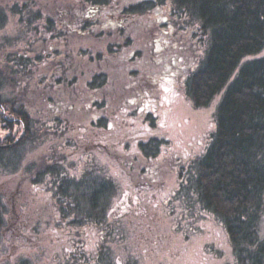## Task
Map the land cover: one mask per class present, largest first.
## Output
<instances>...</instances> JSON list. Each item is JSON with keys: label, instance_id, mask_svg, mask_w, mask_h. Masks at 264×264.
I'll return each instance as SVG.
<instances>
[{"label": "trees", "instance_id": "obj_1", "mask_svg": "<svg viewBox=\"0 0 264 264\" xmlns=\"http://www.w3.org/2000/svg\"><path fill=\"white\" fill-rule=\"evenodd\" d=\"M41 3L49 4L46 12ZM15 6L38 10L27 22L44 24L26 40L29 46L41 38L42 50L31 55L30 48L7 47L11 41L0 49V168L45 197L44 227L69 238L62 261L118 264L109 242L123 238L122 221L142 225L128 216L145 209V192L169 170L163 140L124 139L128 124L119 109L144 104L149 89L141 83L157 88L166 81L194 109L218 103L201 153L189 160L170 154L178 184L161 206L177 232L194 231L185 225L188 207L212 216L227 235L233 264H264V0H18ZM147 62L159 74L143 82ZM134 96L142 100L127 105ZM74 139L85 149L101 139L113 152L137 151L120 164L143 185L129 193L134 202L128 195L116 203L119 184L90 163L86 150L79 149L80 162L68 161L69 150L78 153ZM27 148L38 155L23 165ZM174 201L183 214L173 216ZM9 214L0 197V233ZM89 230L101 245L92 254L72 239ZM10 264L32 263L21 256Z\"/></svg>", "mask_w": 264, "mask_h": 264}, {"label": "rangeland", "instance_id": "obj_2", "mask_svg": "<svg viewBox=\"0 0 264 264\" xmlns=\"http://www.w3.org/2000/svg\"><path fill=\"white\" fill-rule=\"evenodd\" d=\"M9 1L0 0V49L2 46L4 47L7 41H11L10 44H7V47L21 45L27 49L30 48L31 55L40 54L42 46L38 42H41L42 39L38 38L37 41H34L29 46L26 40V38L34 36L37 26L44 24V21H38L33 24H28L27 22L37 9L28 10V12L22 6L16 8L15 2H18V0H11L15 1L13 3ZM41 4L44 11L49 8L48 3ZM40 35H43L42 31ZM157 44H160V41ZM6 49V47L3 48V50ZM263 55L264 51L261 56ZM143 65H145L141 67L145 68L143 70V73L145 72L143 82L159 74L158 71H154V66L149 62ZM141 89H149V100L144 104L145 112L155 111V106L162 108V105H166L168 108L166 115L158 113L159 129L157 128V130L160 132L158 134L160 137L154 136L164 141H162L161 153L163 164L169 170L167 173L168 178H165L162 184L159 183L151 187V189H147L145 192L146 200L143 201L145 209L140 214H130L128 216V218H133L134 216L139 218L142 221V225L131 228L133 222L126 221L128 224L126 225L122 221L123 226L127 229H120L118 234L123 238L109 242V248L113 252L115 260L118 264H233L232 250L227 235L216 219L192 207H188L190 210L186 214L184 212L180 213L181 209L177 205V201H174L177 208L173 211V216L184 213L185 225L188 226L190 224L194 228V231L184 229L181 232H177L174 228L175 221L167 216L166 210L161 206V202L169 197V192H173L176 189L175 185L178 184L174 175H171L173 163L169 160L170 154L177 153L173 155L189 160L193 155L201 153L205 146V136L213 128V115L218 98L208 108L197 110L191 106L177 88L166 81L161 82L157 88L147 87V83H141ZM6 97L8 98L9 96L6 95ZM141 100V96L130 97L127 105H135ZM151 104L152 106H149ZM32 114L39 123L43 122L42 117L37 112H32ZM132 121V125L127 122L128 126L124 128L126 135L123 136L126 141L134 142L137 140L138 135L144 136L142 139H148V137L153 139L151 133L156 134L154 130L147 128L140 120L134 119ZM151 129L154 128L152 127ZM128 133L135 134L129 135ZM132 136L137 138L132 140ZM74 141L78 153L75 154V152L69 150L67 152L68 161L71 163L80 162L79 149L82 151L86 150V154L92 157L90 163L119 184L116 203H120L122 199L126 200L130 192H136L135 190L142 191L143 185H139V177L135 176L128 165H125L127 167L120 165L121 159H127L130 156L131 160H133L132 155L137 154L136 150H128L124 154L114 147L116 152H113L109 147L103 146L106 143L101 139L96 140L93 145L91 144V148L85 149L82 145V140H78V143L76 139L72 140V142ZM108 141L112 145L109 138ZM32 153V150L27 148L23 165L29 164L38 155ZM119 159L120 162H118ZM14 175L0 168V197L10 207L11 211L8 223L5 222V229L0 233V264H10L11 261L21 256L29 259L32 264H79L76 259L66 261L65 258L62 261L63 254L65 253L66 255L67 249L70 247L69 238L52 233L49 226L44 227L42 222L44 220V212L41 207L44 206L45 197L33 196L27 185L25 186L24 183L19 181L18 174ZM25 198L29 200L25 213L30 215V220L28 227L20 231L19 224L22 222V217L18 215L23 213L24 209L21 212H18L17 209L14 212L13 209L14 205L17 208ZM129 198L134 202L133 197L129 195ZM183 205L185 204L183 203ZM261 232L264 233V213ZM96 234L95 231L89 230L84 235L75 236L72 239L76 241L83 240L86 252L92 254L98 252L101 247ZM144 239L146 241L143 244ZM156 239L157 245L155 244ZM137 241L141 246L135 245ZM5 249L7 250L5 251ZM9 252L13 254V257L9 256ZM139 255L141 258H136Z\"/></svg>", "mask_w": 264, "mask_h": 264}, {"label": "flooded vegetation", "instance_id": "obj_3", "mask_svg": "<svg viewBox=\"0 0 264 264\" xmlns=\"http://www.w3.org/2000/svg\"><path fill=\"white\" fill-rule=\"evenodd\" d=\"M147 100H149V99H147ZM147 100L144 101V104H145V102ZM144 104L141 105V106H139L138 108H136V107L130 108V107H126L125 105H123L119 109L121 111V114H122L121 119H122L123 122H125V121L126 122H129L131 125H132V122H133L132 120H134V119L140 120V122H142L143 124H145V126H147V128H149L150 130H154L155 131V133L157 135L151 133L153 135V139L154 140H156V139L157 140H162L161 138L154 137V136L160 137L158 135V134H160V132L157 130V128H158V122H159V118L157 116H158V113H160L162 115H166L168 113V108L166 107V105H162V108L159 107V106H155V111H146L145 112L144 111ZM149 106H152V104L149 105ZM135 110H136V113H135ZM117 113H118V111L113 112L114 116H116ZM146 115H147V119H146ZM152 127L154 129H151ZM143 137L144 136L138 135L137 141L140 140V139H142ZM148 139L150 140L151 138L148 137ZM137 150H138V148H137ZM127 159L128 160H131L130 156ZM130 164H132V162H130ZM16 209L18 210V212H21L22 209H24V212L18 215L19 217H22V222H20V224H19V230L20 231H23L25 228L28 227L27 225L29 224V220H30L29 219V216L30 215H28V214L25 213L26 212V207H20V206H18L16 208L15 205H14V209H13L14 212L16 211ZM9 216H10V214L9 215H6V217H5V222H7V223H8V217ZM1 256H2V254H1Z\"/></svg>", "mask_w": 264, "mask_h": 264}]
</instances>
